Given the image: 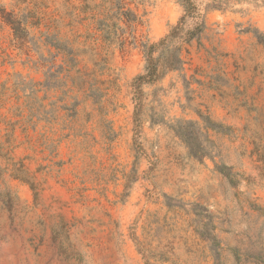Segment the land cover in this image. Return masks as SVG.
<instances>
[{
    "label": "rangeland",
    "instance_id": "rangeland-1",
    "mask_svg": "<svg viewBox=\"0 0 264 264\" xmlns=\"http://www.w3.org/2000/svg\"><path fill=\"white\" fill-rule=\"evenodd\" d=\"M195 1L135 99L178 0H0V264H264V0Z\"/></svg>",
    "mask_w": 264,
    "mask_h": 264
},
{
    "label": "trees",
    "instance_id": "trees-1",
    "mask_svg": "<svg viewBox=\"0 0 264 264\" xmlns=\"http://www.w3.org/2000/svg\"><path fill=\"white\" fill-rule=\"evenodd\" d=\"M183 7V14L178 23L174 25L169 33L159 42L146 46V65L144 73L134 78L133 88L135 99L143 94L142 87L145 83H153L161 79L167 72L180 69L183 64L181 50L184 44L190 43L194 39H199L206 28L204 14L201 12L195 0H178ZM215 0H213V4ZM5 20L16 28L12 20L4 17ZM159 52L158 55L156 53ZM207 128H215L219 125L212 122L210 118L204 119ZM175 133L187 144L190 153L198 158L210 155L208 148L203 146L200 129L195 122L177 119L173 125ZM224 169V168H222ZM202 227V226H201ZM197 227L200 234L219 245V241L213 234L214 228L211 221L205 222L203 227Z\"/></svg>",
    "mask_w": 264,
    "mask_h": 264
}]
</instances>
